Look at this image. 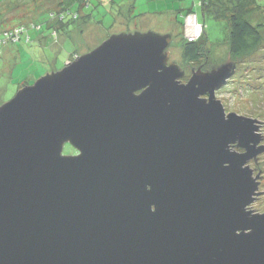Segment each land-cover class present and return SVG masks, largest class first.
<instances>
[{"label": "water", "instance_id": "1", "mask_svg": "<svg viewBox=\"0 0 264 264\" xmlns=\"http://www.w3.org/2000/svg\"><path fill=\"white\" fill-rule=\"evenodd\" d=\"M171 41L111 34L0 104V264H264V144L215 96L236 63L182 81Z\"/></svg>", "mask_w": 264, "mask_h": 264}, {"label": "rangeland", "instance_id": "2", "mask_svg": "<svg viewBox=\"0 0 264 264\" xmlns=\"http://www.w3.org/2000/svg\"><path fill=\"white\" fill-rule=\"evenodd\" d=\"M57 1L2 0L0 1V13L3 14V21L6 23L1 26L8 28L9 25L16 24L18 20L21 22H29L33 19L38 21L49 9L57 10ZM122 1L125 0H116V3L119 4ZM126 1L131 3V8L133 7V12L129 13L130 17L114 15L117 9L110 3L109 7L100 5L92 12L90 11L91 21L81 22L71 29V32L67 34L71 40L63 37L64 35H59L55 39L47 33L43 25L38 24L37 28L28 26V32L25 34L30 39H25L24 34L19 41L1 45L0 104L11 98L23 85L33 83L35 79L48 71L61 68L67 61L91 50L109 35L119 32L170 33L172 41L169 46V61L178 63L185 70L182 81H186L191 74L190 69L196 68L200 62L198 60L187 64L182 58L181 44L184 33L177 12L188 7L195 8L199 20L204 25V47L205 50L209 49L207 68L211 65L232 61L225 43L228 38L227 21L210 15H202L195 4L196 0ZM261 1L264 2V0ZM92 3L95 5L98 2L92 0ZM249 18L251 22H258L263 16L254 13ZM9 20L11 21L7 22ZM33 34H36V37ZM262 35L264 37V31ZM58 37H60L59 41ZM56 46H59L58 50ZM73 49L76 52L71 53ZM50 52L56 57L55 59L50 58ZM233 62L236 63L235 72L223 86L215 91V96L220 100L225 112H235L256 119L258 124L256 132L261 136L258 144H264V39L256 51ZM71 150L72 147L66 143L62 152L65 154ZM248 164L253 169V175L259 173L261 176L258 185L260 194L250 207L257 212H262L264 211V150L257 155L255 160H249Z\"/></svg>", "mask_w": 264, "mask_h": 264}, {"label": "trees", "instance_id": "3", "mask_svg": "<svg viewBox=\"0 0 264 264\" xmlns=\"http://www.w3.org/2000/svg\"><path fill=\"white\" fill-rule=\"evenodd\" d=\"M97 2L98 3L95 4L97 7L99 5L102 7L104 5H108L109 7V3L113 6L114 4H117L114 3L113 0H102V3L99 0ZM90 4H93L92 0H58L57 10L49 9V11H47L46 14H43L38 21L33 19L32 21H27V23L26 21L21 22V20H18L16 24L9 25L8 28L1 26L6 22L3 21V14L0 13V38L2 37V32L6 29H12L19 25L24 26L25 28L24 32L21 34L22 36L28 32V26L37 28L39 24L43 25L44 28L47 29V33L50 34L51 37L56 39L57 36L64 35L63 37L71 40L69 35H67L71 31L69 29H72L76 26V24H80L81 22L91 21L90 11L92 12L96 9V7L94 4L92 6ZM195 4L199 7L202 15H210L214 18H221L227 21L228 38L225 43L230 60L234 61L253 53L263 42L264 37L262 32L264 31V2L261 0H196ZM190 12H194L196 14L198 22L203 27V31L201 36L194 41H188L185 38L182 39V58L187 64L200 59H206L208 58L209 53V49L205 50L204 47V25L199 20L195 8L188 7L178 11L177 14L180 18H184V16ZM254 13L261 14L263 18H260L258 22H251L249 17ZM82 16L84 17L81 18ZM45 18L46 20H44ZM183 18L181 19L183 20ZM181 19L180 22L182 24ZM11 20L7 22H10ZM59 38L60 37H58V41ZM25 39L30 38L25 34ZM8 43L9 42L2 43L0 46ZM74 52L76 51L74 50L71 53Z\"/></svg>", "mask_w": 264, "mask_h": 264}, {"label": "built area", "instance_id": "4", "mask_svg": "<svg viewBox=\"0 0 264 264\" xmlns=\"http://www.w3.org/2000/svg\"><path fill=\"white\" fill-rule=\"evenodd\" d=\"M24 26H16L12 29H6L2 32V37L0 38V44L5 42L14 43L19 41L21 34L24 32ZM203 31L202 25L198 22L196 14L190 12L183 18V36L188 41H194L201 36Z\"/></svg>", "mask_w": 264, "mask_h": 264}, {"label": "crops", "instance_id": "5", "mask_svg": "<svg viewBox=\"0 0 264 264\" xmlns=\"http://www.w3.org/2000/svg\"><path fill=\"white\" fill-rule=\"evenodd\" d=\"M97 1H99V0H97ZM114 1V3H116V0H113ZM100 2L102 3V0H100ZM99 2V3H100ZM128 1H122V2H120L119 4H114V8H116L117 10H115L116 11V13L114 14V15H125V17L126 18H128V17H130V14L129 13H132L133 12V7L131 8V3H127ZM100 6V5H99ZM98 6V7H99ZM95 7L96 8H98L96 5H95ZM114 18H115V16H114ZM181 18H183V17H181ZM180 18V19H181ZM182 20V19H181ZM183 21V20H182ZM73 28H75V26L73 27ZM69 30H71V29H69ZM71 32V31H70ZM33 35H35V37H36V34H33ZM58 47L59 46H56V50H58ZM50 58H52V59H55L56 57L53 55V53L52 52H50Z\"/></svg>", "mask_w": 264, "mask_h": 264}, {"label": "flooded vegetation", "instance_id": "6", "mask_svg": "<svg viewBox=\"0 0 264 264\" xmlns=\"http://www.w3.org/2000/svg\"><path fill=\"white\" fill-rule=\"evenodd\" d=\"M207 58L206 59H200V62H199V64L196 66V67H198V66H201V69L202 70H206V69H208L207 68ZM212 66V65H211ZM210 66V67H211ZM209 67V68H210ZM192 68H194V67H192ZM191 70V69H190ZM240 150V149H239ZM69 154H72V155H74V154H76L77 153V150L76 149H74V148H72V150L70 151V152H68ZM258 197V196H257ZM256 197V198H257ZM263 212V211H262Z\"/></svg>", "mask_w": 264, "mask_h": 264}, {"label": "clouds", "instance_id": "7", "mask_svg": "<svg viewBox=\"0 0 264 264\" xmlns=\"http://www.w3.org/2000/svg\"><path fill=\"white\" fill-rule=\"evenodd\" d=\"M182 31H183V21H182ZM183 35V34H182ZM183 39H184V37H183Z\"/></svg>", "mask_w": 264, "mask_h": 264}]
</instances>
